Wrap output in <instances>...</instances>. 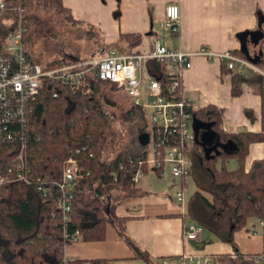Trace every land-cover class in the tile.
I'll use <instances>...</instances> for the list:
<instances>
[{
    "label": "trees",
    "instance_id": "trees-1",
    "mask_svg": "<svg viewBox=\"0 0 264 264\" xmlns=\"http://www.w3.org/2000/svg\"><path fill=\"white\" fill-rule=\"evenodd\" d=\"M6 2L9 6H19L28 24L29 17L39 8L54 10L63 16V21L72 20L69 12L61 6L60 0ZM257 19V31L239 34L242 48L247 47L249 36H258L253 39L255 42L263 41L264 15L257 13ZM27 23L25 27L28 28ZM7 31L0 22V35ZM121 38L126 47L118 43L102 47L96 37L98 52L95 55H102L107 51L128 54L139 42L138 35L127 34ZM25 40L23 34L22 45ZM241 51L234 54L241 56ZM25 55L31 61L26 53ZM259 59L256 66L264 69V60ZM58 61L56 59L47 66H53ZM221 70L232 74L233 97L240 95L241 84L249 83L257 88L256 92L264 100L262 76L253 74L252 78L246 79L236 70H228L224 65ZM157 79L162 85L170 82L169 76L161 68ZM117 91L113 84L93 82L91 94L81 95L78 91L43 82L38 93L29 101L25 125L27 142L23 155L25 173L43 179L45 185L50 186L61 177L66 161L73 159L82 168L83 179L73 189L71 211L67 214L68 221L65 223L55 206L56 196L53 191L50 196L43 198L34 182L25 184L13 177L0 186V264H61L63 248L74 230L78 231L81 242H101L106 226L116 231L135 257L148 261L146 254L140 252L125 232L124 226L128 218L117 217L115 210L138 195L139 189L131 182L136 171L142 175L149 171L160 175V171L151 169L146 164L147 150L144 147L139 152L119 150L111 158H102L105 147L109 152L115 148V132L110 126L104 106L116 107L112 95ZM179 93L182 96V90ZM53 94L56 96L53 97ZM122 118L143 133V115L139 109L130 106ZM222 121L223 111L214 106L194 111L193 128L202 127L201 132L209 130L214 133L219 146L213 150L204 147L199 141L201 132L198 130L197 133L195 131L192 150L186 153L185 146L182 147L192 166L198 165L204 174L207 173L205 176L210 181V189H206L194 176L198 192L188 202V215L199 226L235 248L233 233L243 229L249 218H262L264 215V160L254 161L248 171H245L244 166L249 146L263 142L264 134L224 133ZM16 151V144L0 142L1 171L13 168L12 161ZM159 151L160 157L156 161L162 164L163 149ZM229 160L236 162V169L233 171L226 170L225 165ZM182 184H185V179H182ZM207 194L210 198L205 196ZM228 203L233 205V219L230 227L228 225L229 228H225L217 215ZM221 229L225 232L222 233ZM257 259L258 256L244 255L236 249L234 254L215 256L218 264H255ZM87 264L106 262L91 260Z\"/></svg>",
    "mask_w": 264,
    "mask_h": 264
},
{
    "label": "crops",
    "instance_id": "crops-1",
    "mask_svg": "<svg viewBox=\"0 0 264 264\" xmlns=\"http://www.w3.org/2000/svg\"><path fill=\"white\" fill-rule=\"evenodd\" d=\"M60 3L69 12L72 21L88 25L102 47L115 43L126 47L121 37L127 34L138 35L139 42L128 54H146L155 42L184 52L205 48L217 54H234L243 49L239 34L257 31V13L264 15V0H60ZM169 4L177 5L180 10L177 34L163 30L160 25L164 20L165 7ZM246 46L248 56L242 51L241 56H236L243 57L255 66L259 58L264 60V39L255 42L249 36ZM248 57L253 60L257 58L258 61L253 63ZM144 65L146 73H159V68L150 65V62ZM221 67L218 61L200 57L193 59L192 67L182 75L183 97L195 111L207 106L222 110L224 133L264 134V100L256 92L257 88L243 83L240 85V95L233 97L232 74L223 73ZM242 76L250 79L253 73L243 70ZM258 160H264V141L249 146L245 171ZM191 171L192 175L182 184L184 192L189 178L195 183L192 162ZM144 176L141 174L136 186ZM177 187L171 179L167 193H153L140 183L136 198L115 210L117 217L128 218L125 232L140 252L146 254L148 261L135 257L110 226L105 227L101 242L66 244L63 258L69 261L67 264H87L91 260H103L106 264H159L162 259L183 256L186 264H189V259L218 264L215 256L234 254L236 249L244 255L258 256L260 264H264V215L262 218H249L243 229L233 233L235 248L208 230L202 231L196 242L189 243L184 240V227L197 222L192 221L188 215L191 197H185V206L176 203L174 193ZM217 216L225 224L224 227L229 228L233 219V205L228 203Z\"/></svg>",
    "mask_w": 264,
    "mask_h": 264
},
{
    "label": "built area",
    "instance_id": "built-area-1",
    "mask_svg": "<svg viewBox=\"0 0 264 264\" xmlns=\"http://www.w3.org/2000/svg\"><path fill=\"white\" fill-rule=\"evenodd\" d=\"M9 12H12V17L10 22H6L2 18ZM179 19V7L169 4L165 7L161 28L177 34ZM0 22L8 29L6 34L0 35V142L17 145L12 161L13 168L0 170V186L13 177L25 184L34 182L36 190L43 198L50 196L53 191L56 196L55 206L64 223L68 221L67 214L71 211L73 189L83 179L82 168L73 159H68L61 177L49 186L45 185L43 179L25 173L23 165L27 142L25 125L29 113L28 103L38 93L43 82L78 91L81 95L91 94L93 82L113 84L129 99L132 108L142 112L144 131L148 135L147 148L150 147L149 150L146 149V164L159 170L161 177H166V167H169L170 176L178 186L174 199L180 206H185L187 201L182 189V179L191 176V163L186 153L192 150L196 137L192 124L195 109L179 93L182 90L183 73L192 67L193 59L200 57L218 61L221 66L236 70L239 74L243 70H249L264 78V69H259L233 53L217 54L205 48L184 52L181 49L167 48L159 42L153 43L151 51L146 54L107 51L83 60H59L53 66H38L26 58L23 49L22 36L27 20L20 7H10L6 0H0ZM148 62L163 69L170 82L162 85L157 79L159 73H147L143 78L142 64ZM183 145L186 153L183 152ZM160 149H163L162 164L156 161L160 157ZM140 177L141 173L136 171L131 182L136 184ZM202 231L201 226L192 222L184 227V240L189 243L196 242ZM79 241L80 235L74 230L67 244H76ZM68 262L63 258L61 264ZM202 263L206 262L189 259V264ZM159 264H186V258L181 256L162 259ZM255 264H260V260L257 259Z\"/></svg>",
    "mask_w": 264,
    "mask_h": 264
},
{
    "label": "rangeland",
    "instance_id": "rangeland-1",
    "mask_svg": "<svg viewBox=\"0 0 264 264\" xmlns=\"http://www.w3.org/2000/svg\"><path fill=\"white\" fill-rule=\"evenodd\" d=\"M11 17L12 12H9L6 13L2 19L6 22H10ZM61 17L63 16L57 14L54 10L41 8L33 12L29 17V24L27 23L28 28L25 27L24 31L26 40L23 44V49L34 64L44 66L50 64L56 59L75 60L87 57L90 58L93 56L92 54L98 52V48L95 45L97 36L93 34L88 25H80L74 20L66 22L63 21ZM2 24H4L3 21ZM144 67L145 65L143 63V78L147 76ZM112 98L116 107L104 106V110L109 117L112 130L115 132V148L112 152H109L107 147H105L102 153V158H111L119 150L139 152L143 147L149 150L150 147L147 148V144L145 146H140L137 141V137L141 134V131L122 118L123 113H125L130 107L129 99L123 94L118 93V91L112 95ZM201 129L202 127L197 128L199 132H201ZM142 130L143 133H145L144 129ZM225 167L226 170H233L236 167V163L234 160H230L228 164L226 163ZM169 171V167H166L167 175L165 178H162L161 176L157 177V175L148 172L142 178L140 183L143 184V186H146V190L153 193H167L168 186H170V181L172 179ZM203 172L204 171H201L198 165L194 166L196 180H198L202 187L210 189V181L205 176L207 173L205 172L204 174ZM186 187L187 189L185 190L184 195L186 198H190L196 193L197 188L192 178H189L186 181ZM169 188L171 189V187ZM205 196L210 198L208 194ZM203 231L208 232L205 228H203ZM221 232L224 233L225 230L221 229Z\"/></svg>",
    "mask_w": 264,
    "mask_h": 264
},
{
    "label": "water",
    "instance_id": "water-1",
    "mask_svg": "<svg viewBox=\"0 0 264 264\" xmlns=\"http://www.w3.org/2000/svg\"><path fill=\"white\" fill-rule=\"evenodd\" d=\"M257 38L258 36H252V39H257ZM242 52L245 54V56H248V51L246 47L243 48ZM248 60L253 63L258 61L257 58L253 60V59H250L249 57H248ZM194 131H196L197 133L198 131L197 127L194 128ZM137 141L140 146H145L148 143V135L145 133L139 134L137 137ZM199 141L204 147L208 148L209 150L216 149L219 146L217 143L216 135L210 132L209 130H204L201 132V134L199 135Z\"/></svg>",
    "mask_w": 264,
    "mask_h": 264
}]
</instances>
